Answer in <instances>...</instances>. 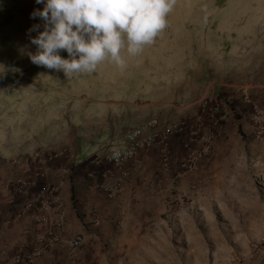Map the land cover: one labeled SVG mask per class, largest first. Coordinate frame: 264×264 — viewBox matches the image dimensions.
Masks as SVG:
<instances>
[{"label":"rangeland","instance_id":"rangeland-1","mask_svg":"<svg viewBox=\"0 0 264 264\" xmlns=\"http://www.w3.org/2000/svg\"><path fill=\"white\" fill-rule=\"evenodd\" d=\"M38 8L43 5L35 0H0V112L22 89L62 103V96L43 88L52 85L133 106L158 98L163 105L146 109L161 114L152 124L160 130L184 124L172 133L181 147L169 153L167 146L168 164L160 151V161L154 160L174 171L165 196L151 198L141 221L133 218L122 230L87 229L71 238L79 240L76 249L54 246L34 262L264 264V0H177L168 27L141 54L126 57L124 71L105 62L96 72L69 78L28 58L36 50L28 30L34 24L43 30L39 18H30ZM82 107L98 116L114 109ZM207 139L210 151L184 171L183 160L199 156Z\"/></svg>","mask_w":264,"mask_h":264},{"label":"crops","instance_id":"crops-1","mask_svg":"<svg viewBox=\"0 0 264 264\" xmlns=\"http://www.w3.org/2000/svg\"><path fill=\"white\" fill-rule=\"evenodd\" d=\"M47 87L62 96L59 100L63 102L56 104L43 100V96L39 99L31 88L27 92L22 89L10 102V109L0 112V264H16L13 248L37 244L50 223L57 221L55 210L64 217L63 241L56 245L62 250L71 247L74 235L87 234V229L122 230L133 218L141 221L154 204L151 198L156 193L165 196V182L174 171L158 166V145L141 150L135 168L92 164L104 150L124 147L125 135L136 126L147 132L161 131L158 122L152 124L161 114L153 112L151 116L146 110L163 105L160 99L133 106L124 99H98L93 94L78 97L52 85L43 88ZM88 103L114 109L98 116L95 111H83L82 105ZM167 145L169 153L180 149L178 134H171ZM170 163L174 169H181L172 158ZM120 172L127 174L120 195L105 199L97 184L102 179L113 180ZM13 185L22 188L18 191ZM53 185L58 187V208L45 195ZM37 196L44 197L37 200ZM41 216L44 222L38 221Z\"/></svg>","mask_w":264,"mask_h":264},{"label":"clouds","instance_id":"clouds-1","mask_svg":"<svg viewBox=\"0 0 264 264\" xmlns=\"http://www.w3.org/2000/svg\"><path fill=\"white\" fill-rule=\"evenodd\" d=\"M30 18L42 21L28 30L35 52L30 61L73 75L96 72L105 62L121 71L168 27L177 0H35ZM36 32V36H31ZM68 56L63 58L61 51Z\"/></svg>","mask_w":264,"mask_h":264},{"label":"built area","instance_id":"built-area-1","mask_svg":"<svg viewBox=\"0 0 264 264\" xmlns=\"http://www.w3.org/2000/svg\"><path fill=\"white\" fill-rule=\"evenodd\" d=\"M184 124L182 120L178 121L175 125L163 129L161 131L147 132L142 126H136L131 129L124 138V147H115L108 150H104L100 155L95 156L92 159V164L94 166L103 167L105 165H113L115 167L122 168L124 166H129L130 168H135V160L137 154L141 150H146L159 146L160 155L162 161L168 164V149H167V139L173 133L180 130V127ZM209 140H205V146L201 150L199 156L191 157L188 156L182 162V168L184 171H191L197 163V160L203 157L206 153L210 151V146L208 145ZM157 143V144H156ZM127 179V174L121 172L114 182H99L97 188L101 195L107 200H113L117 198L122 190V186L125 184ZM16 186L19 191L22 186ZM47 194V195H46ZM45 195L52 198L53 203L58 208V187L53 185L46 190ZM44 196H37L38 198H43ZM30 206V205H28ZM28 208V207H27ZM58 210V209H57ZM55 214L58 215L57 221H52L50 223L49 229L46 233L42 234L37 244L32 245L25 249H19L17 247L13 248L14 258L16 264H33L36 258L43 255L49 249L56 245H60L63 241L60 232L63 226V215L55 210ZM44 217H38L39 222H44ZM79 246L78 238L71 240V248L76 249Z\"/></svg>","mask_w":264,"mask_h":264},{"label":"trees","instance_id":"trees-1","mask_svg":"<svg viewBox=\"0 0 264 264\" xmlns=\"http://www.w3.org/2000/svg\"><path fill=\"white\" fill-rule=\"evenodd\" d=\"M239 131H241V128L239 127ZM73 199H74V197H73Z\"/></svg>","mask_w":264,"mask_h":264}]
</instances>
